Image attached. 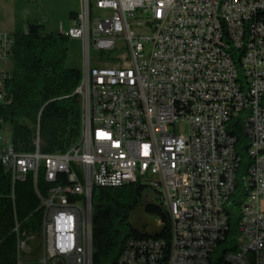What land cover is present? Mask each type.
I'll use <instances>...</instances> for the list:
<instances>
[{
	"label": "built area",
	"instance_id": "obj_1",
	"mask_svg": "<svg viewBox=\"0 0 264 264\" xmlns=\"http://www.w3.org/2000/svg\"><path fill=\"white\" fill-rule=\"evenodd\" d=\"M63 33L82 43L77 144L18 152L0 133L11 198L32 176L41 213L36 257L37 234L15 223L17 264L23 250L26 264H93V187L135 181L156 192L168 238H129L115 264H214L225 242L217 264H264V0H81ZM13 46L0 32V60ZM92 48L126 55L92 63Z\"/></svg>",
	"mask_w": 264,
	"mask_h": 264
},
{
	"label": "trees",
	"instance_id": "obj_2",
	"mask_svg": "<svg viewBox=\"0 0 264 264\" xmlns=\"http://www.w3.org/2000/svg\"><path fill=\"white\" fill-rule=\"evenodd\" d=\"M77 14L69 12V18L75 20ZM12 36V68L0 89V129L4 124L10 126L9 140L18 152L34 151L37 137L41 152H65L77 144L81 132V104L74 93L81 71L66 65L69 38L63 32L45 31L40 23H29L26 31ZM241 139L238 136V143ZM241 155L238 176L249 163L245 154ZM37 187L41 193L47 187L41 171ZM149 193L156 195L153 188L139 181L93 187V264H115L121 246L129 238H168L167 214L158 196L152 200ZM242 199L239 195L232 206L229 230L234 228ZM38 205L32 176L16 183L12 199L9 176L0 167V264H17L15 223L20 231L37 234L31 245L34 257L38 255ZM138 214L145 218L141 221ZM156 220L161 223L158 225Z\"/></svg>",
	"mask_w": 264,
	"mask_h": 264
},
{
	"label": "rangeland",
	"instance_id": "obj_3",
	"mask_svg": "<svg viewBox=\"0 0 264 264\" xmlns=\"http://www.w3.org/2000/svg\"><path fill=\"white\" fill-rule=\"evenodd\" d=\"M18 4H15V10L17 13V22H18V33H22L26 31V18H35L40 24L43 25L45 31L50 32H59V28H63L68 30V26L70 25L69 12L76 11L79 12L81 9V0H18ZM3 9L0 6V10ZM93 12L96 15L102 14V10L98 8H93ZM1 20V19H0ZM6 19H2L4 22ZM91 60L92 63L96 60V58H107L109 56H124L126 55V51L123 48H117L114 50H105L100 51L96 49H91ZM12 53L9 54L7 60L5 62L1 61L0 65L12 66ZM66 65L68 67L77 68L80 71L83 69V51H82V43L78 39L70 38L68 41V56L66 59ZM177 130L182 128L184 131L187 130L185 125L177 124ZM10 126L4 124L1 126L0 133L3 137H9ZM150 199L154 200L156 195L155 193H149ZM147 199H149L147 197ZM236 213V211H234ZM137 217L142 221L145 218V215L138 214ZM238 237V233L232 230L230 234V240H236ZM231 243L225 242L218 246L216 253L214 254V264H217L218 258L221 256L224 249L229 248ZM30 260L29 254H27L24 250L21 251L20 262L22 264H26V262Z\"/></svg>",
	"mask_w": 264,
	"mask_h": 264
},
{
	"label": "crops",
	"instance_id": "obj_4",
	"mask_svg": "<svg viewBox=\"0 0 264 264\" xmlns=\"http://www.w3.org/2000/svg\"><path fill=\"white\" fill-rule=\"evenodd\" d=\"M18 0H0V6L1 9L0 10V32H6V33H18L16 31H18V22H17V13L15 10V4H18L17 2ZM70 12H76V11H70ZM78 13V12H77ZM6 19L4 22L2 21V19ZM37 20L35 18H26V24L28 25L29 23H38L36 22ZM74 19L70 18V25L68 26L67 29H69L70 27L74 26ZM27 29V27H26ZM59 32H64L65 29L63 28H59ZM57 33V32H55ZM7 60V59H6ZM6 60H1L3 62H5ZM0 61V64L2 63ZM12 66H8V64L6 65V63L3 65H0V70H3L5 72H9L11 70Z\"/></svg>",
	"mask_w": 264,
	"mask_h": 264
}]
</instances>
